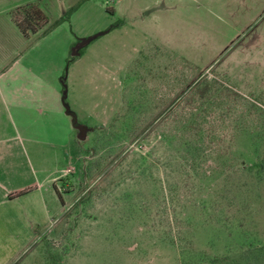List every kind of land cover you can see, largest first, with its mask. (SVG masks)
<instances>
[{"label": "rangeland", "instance_id": "obj_1", "mask_svg": "<svg viewBox=\"0 0 264 264\" xmlns=\"http://www.w3.org/2000/svg\"><path fill=\"white\" fill-rule=\"evenodd\" d=\"M67 1L64 20L60 0H0V58L66 39L55 66L77 120L38 166L69 167L55 218L12 222L0 264H264V0H173V30H147L164 54L118 26L152 0ZM29 4L50 22L20 40L7 24Z\"/></svg>", "mask_w": 264, "mask_h": 264}, {"label": "crops", "instance_id": "obj_2", "mask_svg": "<svg viewBox=\"0 0 264 264\" xmlns=\"http://www.w3.org/2000/svg\"><path fill=\"white\" fill-rule=\"evenodd\" d=\"M60 1L67 13L69 2ZM193 1L199 7L201 0ZM117 2L122 8L124 0ZM172 2L173 0H152L135 15L121 20L122 22L118 23L121 25L118 26L142 33L147 45H152V49L160 47L161 53L164 54L170 38L168 39L167 35L154 38L147 30L165 34L173 30L172 13L178 11V7ZM186 2L187 0H184V3ZM224 9L232 10V3L226 1ZM8 23L9 27L16 25L14 32L20 40L40 33L27 36L13 18ZM252 30L256 31V26ZM255 31L251 35H254ZM54 33L43 37L49 50L46 54H36L38 58H0V236L4 238L0 240L2 250L9 248L5 239L12 222L20 219L30 221L35 226L39 222L53 221L55 215L48 209L49 201L53 202L57 198L56 184L61 176L69 171V167L55 170L38 167L44 164L45 159L58 156L60 123L63 127V138H66L63 146L69 142L73 126L77 128V120L72 114L74 111L67 100L69 90L67 96L65 90H61L55 66L60 48L68 46V43L66 39L62 42L61 39L53 38ZM248 37L250 35L242 36L241 40L245 38L242 45L246 44ZM39 42L36 43L38 48L44 43ZM0 44L2 52L4 43ZM8 48H11V54L13 47L7 46ZM152 49L146 50L149 58ZM81 125L87 126L84 123ZM25 190L30 191L21 194ZM44 218L47 221H42Z\"/></svg>", "mask_w": 264, "mask_h": 264}, {"label": "trees", "instance_id": "obj_3", "mask_svg": "<svg viewBox=\"0 0 264 264\" xmlns=\"http://www.w3.org/2000/svg\"><path fill=\"white\" fill-rule=\"evenodd\" d=\"M70 16V12L67 13L63 19H67ZM14 21L17 23L19 28L27 36L39 33L46 25L49 24L50 19L45 10L37 4H29L26 6L18 7L13 15ZM58 193H60L56 186ZM30 190H25L21 194L28 193ZM64 202L63 196H61Z\"/></svg>", "mask_w": 264, "mask_h": 264}]
</instances>
